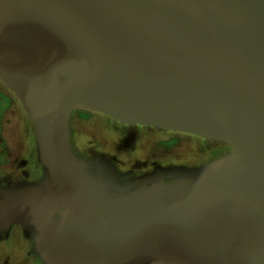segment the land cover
<instances>
[{
	"label": "water",
	"instance_id": "water-1",
	"mask_svg": "<svg viewBox=\"0 0 264 264\" xmlns=\"http://www.w3.org/2000/svg\"><path fill=\"white\" fill-rule=\"evenodd\" d=\"M0 79L49 190L7 205L50 264H264V0H0ZM76 108L232 150L107 194L70 149Z\"/></svg>",
	"mask_w": 264,
	"mask_h": 264
},
{
	"label": "flooded vegetation",
	"instance_id": "flooded-vegetation-1",
	"mask_svg": "<svg viewBox=\"0 0 264 264\" xmlns=\"http://www.w3.org/2000/svg\"><path fill=\"white\" fill-rule=\"evenodd\" d=\"M91 114L95 119H89ZM168 132L80 109L71 116L69 145L80 167L84 164L92 172H102L104 191L114 195L133 192L137 183H167L176 178L173 169L199 166L232 150L226 143L192 134H187L196 141L192 150L187 144L178 145L175 134L150 143L157 135L172 134ZM171 144L184 147L180 152L160 151ZM30 189L49 191L30 120L0 79V264H50L40 232L31 223V210L14 211L7 205Z\"/></svg>",
	"mask_w": 264,
	"mask_h": 264
},
{
	"label": "rangeland",
	"instance_id": "rangeland-1",
	"mask_svg": "<svg viewBox=\"0 0 264 264\" xmlns=\"http://www.w3.org/2000/svg\"><path fill=\"white\" fill-rule=\"evenodd\" d=\"M10 90V89H9ZM11 91V90H10ZM12 92V91H11ZM13 93V92H12ZM14 94V93H13ZM80 109H85V108H76L75 110H80ZM74 110V111H75ZM85 110H87V111H89L88 109H85ZM73 111V112H74ZM91 111V110H90ZM73 114V113H72ZM89 119H91V120H93V119H95V115L93 114H91V115H89ZM166 131H169L168 133H170L171 132V130H166ZM174 132V133H173ZM176 135V136H178V142H177V144L179 145H185V144H187L188 145V150H192V149H195L196 148V146H195V139L194 138H190L189 139V135H187V134H189V133H185V132H180V131H172V134H162V135H157V136H155L154 138H152L151 140H150V143H154V142H160L161 140H164V139H166V138H169L171 135ZM192 135H194V134H192ZM197 136V135H196ZM221 142H223V141H221ZM223 143H225V142H223ZM178 145H174V144H171L170 146H168V148H166V147H164V148H160V151H162V152H166L167 150H172V152H180V151H182V148L184 147H182V146H178ZM232 149V148H231ZM151 152L150 153H152L153 151H155L154 150V148H151V150H150ZM103 165H104V163H103ZM82 167H84V164L82 165ZM175 172V170H172V172Z\"/></svg>",
	"mask_w": 264,
	"mask_h": 264
}]
</instances>
